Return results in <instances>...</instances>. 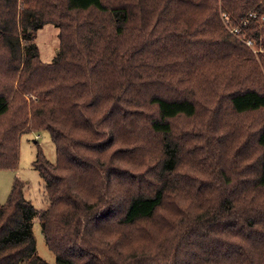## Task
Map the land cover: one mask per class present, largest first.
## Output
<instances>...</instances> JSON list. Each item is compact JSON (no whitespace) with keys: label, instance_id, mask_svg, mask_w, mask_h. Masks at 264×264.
<instances>
[{"label":"trees","instance_id":"1","mask_svg":"<svg viewBox=\"0 0 264 264\" xmlns=\"http://www.w3.org/2000/svg\"><path fill=\"white\" fill-rule=\"evenodd\" d=\"M249 12L256 55L221 20ZM261 16L264 0H0V170L22 134L47 132L56 156L37 144L41 212L13 179L0 264H48L35 218L55 264H264ZM195 30L220 39L159 58Z\"/></svg>","mask_w":264,"mask_h":264},{"label":"rangeland","instance_id":"2","mask_svg":"<svg viewBox=\"0 0 264 264\" xmlns=\"http://www.w3.org/2000/svg\"><path fill=\"white\" fill-rule=\"evenodd\" d=\"M221 20L223 28L227 30L228 34L229 30L227 29V27H231L233 25L231 21L236 22L238 19H231L229 15L223 14L221 16ZM255 30L256 28L253 29V32ZM257 30L259 33V39L262 40L264 38V23H259ZM34 36V41L38 46V52L42 61L49 62L53 60L59 50L56 29L47 26L41 31L34 34ZM231 36L233 37V39H237L239 42L243 43L242 40L244 39V36L239 35V38L234 37L232 34ZM219 39L220 36L218 34H212L211 32L204 30H195L190 34V37L187 40H183V42H181L178 47L173 49L174 53H167L168 57L162 55L159 56V58L171 61L172 55L175 56L184 51L189 53L197 49L212 47L217 44ZM260 46L261 44L257 45V47ZM255 57L257 58V56ZM156 64L157 58L155 59V56H152L148 58L146 66L151 67L152 69H157ZM158 64L159 68L162 66L161 64H163L164 66L167 65L165 63ZM37 144L40 146L45 158L52 163L55 162V147L47 132L42 131L39 133L22 134L19 143L20 156L17 168L15 170H0V205L6 202L9 191L11 189L12 181L15 177H17L26 183L23 191L24 196L27 200L31 201L34 208L39 212L46 209L48 202L43 189V181L40 178L37 170L32 166V162L34 161L37 153ZM32 235L35 239L36 255L42 258L48 264H55V255L48 249L46 245L37 218H35L32 223Z\"/></svg>","mask_w":264,"mask_h":264},{"label":"built area","instance_id":"3","mask_svg":"<svg viewBox=\"0 0 264 264\" xmlns=\"http://www.w3.org/2000/svg\"><path fill=\"white\" fill-rule=\"evenodd\" d=\"M224 17H226V16H224ZM255 17H256L255 13L249 12L247 15L241 17L236 22L230 20L231 23H233V25L231 27H227V29L236 38H239V35L244 36V39L242 40L244 45H246L249 49H251L253 51V53H258V52H263V49L261 47H257L254 40L249 38L247 35V32H246L247 27L249 26L248 25L249 20L252 18H255ZM263 22H264V17L261 16L259 23H263ZM245 32H246V35H245Z\"/></svg>","mask_w":264,"mask_h":264}]
</instances>
